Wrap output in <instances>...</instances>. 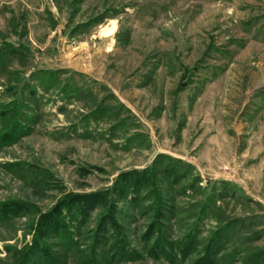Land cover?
<instances>
[{"label":"rangeland","instance_id":"rangeland-1","mask_svg":"<svg viewBox=\"0 0 264 264\" xmlns=\"http://www.w3.org/2000/svg\"><path fill=\"white\" fill-rule=\"evenodd\" d=\"M0 213V264H264V0H0Z\"/></svg>","mask_w":264,"mask_h":264},{"label":"trees","instance_id":"trees-1","mask_svg":"<svg viewBox=\"0 0 264 264\" xmlns=\"http://www.w3.org/2000/svg\"><path fill=\"white\" fill-rule=\"evenodd\" d=\"M11 111V110H10ZM12 112V111H11ZM8 115V114H7ZM152 171V170H150ZM135 174H139V173H133L131 175L132 176H135ZM141 175H143L144 173H140ZM139 174V175H140ZM169 176H172V175H169ZM131 177L130 179H121V186L117 187V196H119V198H130V196L132 195V198L129 199V202L130 203H133L136 198V194H139L140 192L138 191H135L137 190V188L139 190H143L146 188V181H145V184L144 185H139L138 187H131V184L133 181H131ZM167 177V175L163 176V178L165 179ZM135 177H132V179H134ZM175 180H177V177L174 176L173 177ZM135 188V189H134ZM145 195L143 198H145L146 202H149L148 200V193L151 195H154L155 197L158 196V193H156V190L152 188V190H149L148 192L147 191H144ZM110 196L107 192L106 193H103V194H99V193H96L94 195H89L87 197H77L80 201H81V204L79 205V208L76 207L75 203H72V201H69L66 200V209L67 211L62 210L60 211L59 209V212L56 213L57 209L55 210H51V212L49 214H44L43 216L40 217L41 219V224L43 223L44 225H46V229L44 230V232H40L42 235L46 234L47 231H53V233L55 234H60V233H64L66 235H69L70 238L68 239V247L71 248V249H75L77 248V237H81V233L78 234V228H79V224H83L82 222L85 221V218L87 217L85 212L87 211L88 207L92 206H96V205H109L111 204V201H110ZM147 198V199H146ZM86 199V200H85ZM78 208V210H77ZM72 212H75V215H76V222H78L76 225H69V224H64L63 220L61 222V220H59V217L64 214V219H68L69 221L72 220L71 218V213ZM74 215V214H73ZM59 216V217H58ZM163 219V217H162ZM8 219L5 217V216H1V213H0V223L2 222H6ZM114 220V218L112 217V214H109L106 216V225L110 224L112 221ZM102 223V224H104ZM113 223V222H112ZM40 223H36V226H40L41 225ZM73 228L75 229L76 228V235L74 234L73 232ZM110 228V227H108ZM51 229V230H50ZM115 230V231H114ZM113 231L112 234H109L107 235V237H105L104 234H102L101 236L97 237L96 239V244L95 245H99V244H105L106 242H108L109 240L112 239L113 241V249H111L112 251L109 253V254H117L119 257L121 258H125V260H127V256H125V254H128L131 252L127 251L126 250V245L123 243L125 238L123 237V231L118 228V227H115V229L111 230ZM36 232L38 233L39 230L37 228L34 229V233L36 234ZM191 235V234H190ZM76 236V237H75ZM187 237L185 239H187L189 237V235L187 234L186 235ZM38 238V237H37ZM36 238V239H37ZM40 242V241H37V243ZM39 246H43L42 244H39ZM172 246V245H171ZM81 253H84V249H81ZM164 250V249H163ZM162 249H159L158 250H155L154 252H156L158 255H162V254H165L164 251ZM168 252V251H167ZM78 254L80 253L77 252ZM80 253V254H81ZM92 253V252H91ZM155 253V254H156ZM44 254V253H43ZM48 254V253H47ZM46 253L44 255H47ZM169 254V253H166V255ZM53 258H50L49 255H47L46 257H44L43 259V262L45 264H57L56 260L54 259L55 256L51 255ZM39 258H42L41 255L39 256ZM94 260V259H92ZM129 260V259H128ZM54 262V263H52ZM91 262V261H90ZM89 262V264H90Z\"/></svg>","mask_w":264,"mask_h":264},{"label":"bare ground","instance_id":"bare-ground-1","mask_svg":"<svg viewBox=\"0 0 264 264\" xmlns=\"http://www.w3.org/2000/svg\"><path fill=\"white\" fill-rule=\"evenodd\" d=\"M115 30H116L115 22H111L110 25H108V27L102 28L101 36L104 38H109L110 36H112L115 33ZM109 51H110V49H108L107 52H109Z\"/></svg>","mask_w":264,"mask_h":264}]
</instances>
